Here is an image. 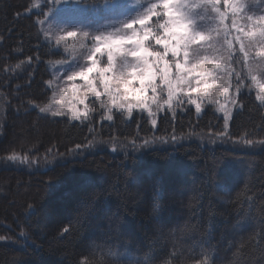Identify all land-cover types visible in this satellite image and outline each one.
<instances>
[{
	"label": "trees",
	"instance_id": "obj_1",
	"mask_svg": "<svg viewBox=\"0 0 264 264\" xmlns=\"http://www.w3.org/2000/svg\"><path fill=\"white\" fill-rule=\"evenodd\" d=\"M37 1L0 0V264H77L93 246L104 260L116 258L111 250L193 264L211 252L215 264H264V107L255 95L243 96L229 123L233 140L255 142L244 149L210 143L223 126L212 106L198 117L185 102L156 126L137 110L105 123L98 101L82 124L42 116L32 105L49 104L48 64L63 55L41 35ZM159 137L168 143L141 147ZM69 221L75 230L62 238Z\"/></svg>",
	"mask_w": 264,
	"mask_h": 264
},
{
	"label": "snow or ice",
	"instance_id": "obj_2",
	"mask_svg": "<svg viewBox=\"0 0 264 264\" xmlns=\"http://www.w3.org/2000/svg\"><path fill=\"white\" fill-rule=\"evenodd\" d=\"M120 2L102 0L99 4H85L84 0H44L42 5L32 6L39 9V16L44 17L36 22L37 25H47L41 35L55 29L64 33L59 40L78 35L91 36L94 44L87 54L88 63L80 65L76 62L75 67L69 66L66 70L70 89L54 84L53 80L46 82L49 91L55 89L61 96L56 102L57 107L53 109L36 104L32 107L40 114L70 116L73 121H82L88 118L90 109L85 100L91 95L99 102L101 118L112 121L114 109L121 116L132 117L133 110L138 107L139 118L144 119L146 112L147 121L155 126L162 109L168 108L174 118L177 107L183 106L187 100L199 115L202 112L199 101L207 99L209 103L218 105L216 112L221 115L215 118L223 122L210 143L215 145L219 141L243 149L254 147L253 140L244 137L233 140L228 128L233 119V109L243 110V96L252 95V86L256 84L259 88L255 91V100L264 107V8L249 0H143L135 6L133 15L119 21L118 26L113 24L102 31H86L75 20L80 8L93 13L105 9L114 11ZM65 4L75 6L67 28L52 20L57 8ZM59 40L55 42L59 43ZM98 54L106 56L103 65L97 58ZM32 59L28 57L29 63ZM23 63L21 61L15 67L19 69ZM77 77L85 82L83 87L87 91L80 92L75 83ZM98 84L101 86L97 87ZM158 91L160 95H157ZM69 92L71 97H65ZM161 96L164 97L162 103ZM64 104L70 105L67 111L60 107ZM77 104L83 105L84 111H80ZM105 112L108 115L105 116ZM170 139L172 144L177 143L176 135ZM156 142L168 143L164 137H159L158 141L144 140L141 147H150ZM259 143L264 146V140ZM131 148H137L135 141ZM80 150L81 145L77 144L75 151H69L75 157ZM111 150L116 152L115 147ZM16 159L15 155L9 157L10 161ZM61 159H64V154H61ZM27 207L31 208L30 205ZM74 230L75 225L69 221L59 230V235L67 238ZM20 237L27 242L26 234L21 232ZM5 239L0 236V241ZM99 248L93 246L90 251L93 258L77 264H148V258L141 261L130 256H117L111 250H107L106 255L115 256V259H95ZM210 256L211 252H206L193 264H215ZM163 264H171V261L165 259Z\"/></svg>",
	"mask_w": 264,
	"mask_h": 264
},
{
	"label": "rangeland",
	"instance_id": "obj_3",
	"mask_svg": "<svg viewBox=\"0 0 264 264\" xmlns=\"http://www.w3.org/2000/svg\"><path fill=\"white\" fill-rule=\"evenodd\" d=\"M141 2H143V0H121V2L115 6L114 11L105 9V10L99 11L98 13H93L90 10L80 8L76 12L75 20L77 21V23L79 25L85 27L84 30H86V31H90L93 33L95 32V30H101L102 31L104 28L110 27L113 24H116V26H118L119 21L126 19L130 15H133L134 10H135V6H137L138 3H141ZM253 2H255L260 8H264V3L262 4L260 0H253ZM39 3H41V1L36 2V4H39ZM74 7L75 6H70L69 4H65V5L58 7L56 12L53 14V17H52L53 22L60 24V25H63L67 28L68 20L72 16V10ZM226 23H227V21H226ZM77 27H79V26H77ZM40 28H41V33H42V31H44L47 28V25H40ZM68 30H72V29H68ZM62 35H64L63 32H59L58 30L53 29L51 31H48L45 35H43V37L45 38L46 42L51 46V48L55 52L61 53L63 55V59L61 61H53V62H49V64H48V69H49L51 76H52L51 80H53L54 84L64 85L66 87H69V89H70L71 82H69L67 80V75L65 74L66 70L69 68V66L75 67L76 62H79L80 65L88 63L89 61H88V55L87 54L94 47V44L92 42L91 36L83 37L82 35H78L77 37H67L66 40H59V37ZM57 40H59V43L55 42ZM97 58H98L100 64L103 65L104 61L106 60V56H101L100 54H98ZM233 67H234V65H233ZM68 74H70V73H68ZM75 83L77 84L78 87H80L81 93L87 91V89H85L83 87L85 82L82 81L79 77H77ZM100 86L101 85H99V84L97 85V87H100ZM258 88H259V84L252 86V93L254 95H255V91ZM52 92H53V94L50 98V102L45 107L51 106L53 109H55L57 107L56 102L61 99V96H60L59 92L55 89H53ZM151 95H152V93L149 92L148 96L151 97ZM157 95H160L159 91H158ZM65 97L70 98L71 92L66 93ZM163 98L164 97L161 96V103L163 102ZM194 98H195V96H194ZM219 99L221 101L223 100V98H219ZM91 101H95V98L92 97L91 95H89L87 97V99L85 100V103L88 104L89 109H90L89 102H91ZM185 102H187V100H185ZM199 102L202 105V112L199 115H197L198 117H201L204 114L206 106H212L215 109L218 107L217 104L209 103L207 99H202ZM191 106L194 108L193 105H191ZM60 107L65 108V110L67 111L68 108L70 107V105L64 104V105H60ZM174 107H176V106L174 105ZM77 108L80 111H84L83 105L77 104ZM177 108H179V107H177ZM135 110L139 111V108L137 107L133 111H135ZM153 110L155 111V108H153ZM236 110L237 109H233V115L236 112ZM90 112H91V109L88 113V118H89ZM113 112H118V111L114 109ZM164 112H169L171 114V112L168 108L162 109L157 115V118H156L157 121H158L159 114H162ZM145 114L147 115L146 112H145ZM218 114L221 115L220 113H218ZM41 115L45 116V117H50L52 119H68L71 122L80 123V124H82L88 120V118H86L82 121H73V120H71L70 116L52 117L50 114H47V115L41 114ZM106 115H108L107 112H105V116ZM104 122L110 123L111 121H108L107 119H105ZM156 125H157V123H156ZM25 165L28 167H31V165H29V164L28 165L25 164Z\"/></svg>",
	"mask_w": 264,
	"mask_h": 264
}]
</instances>
